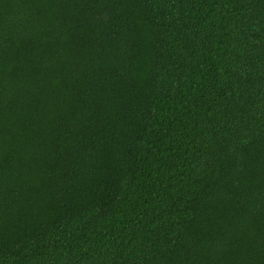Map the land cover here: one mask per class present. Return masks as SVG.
Listing matches in <instances>:
<instances>
[{"label":"trees","instance_id":"1","mask_svg":"<svg viewBox=\"0 0 264 264\" xmlns=\"http://www.w3.org/2000/svg\"><path fill=\"white\" fill-rule=\"evenodd\" d=\"M0 264H264V0H0Z\"/></svg>","mask_w":264,"mask_h":264}]
</instances>
